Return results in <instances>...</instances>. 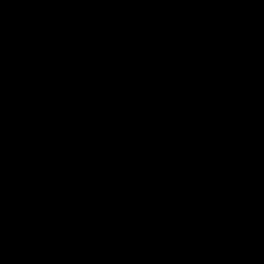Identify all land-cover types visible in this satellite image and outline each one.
Returning a JSON list of instances; mask_svg holds the SVG:
<instances>
[{"label": "crops", "instance_id": "1", "mask_svg": "<svg viewBox=\"0 0 264 264\" xmlns=\"http://www.w3.org/2000/svg\"><path fill=\"white\" fill-rule=\"evenodd\" d=\"M3 47L9 51L6 42ZM125 51L100 52L80 64L73 78L65 63V70L58 67L57 82L37 79L30 85L22 82L10 57H0V163L8 161L10 148L49 136L39 164L48 169L60 160L45 218L65 216L57 233L61 264H94L100 259L135 264L137 241L151 247L176 217L183 198L150 102L118 107L108 63L117 67L114 78L130 70L132 64H122ZM188 82L180 79L178 88ZM75 103L80 105V124L69 134L64 123ZM176 155L180 158L182 152ZM74 159L81 161L80 167L72 165ZM4 174L9 178L0 164V177ZM10 258L0 259V264Z\"/></svg>", "mask_w": 264, "mask_h": 264}, {"label": "water", "instance_id": "2", "mask_svg": "<svg viewBox=\"0 0 264 264\" xmlns=\"http://www.w3.org/2000/svg\"><path fill=\"white\" fill-rule=\"evenodd\" d=\"M185 2L206 103L203 198L185 264H264V0Z\"/></svg>", "mask_w": 264, "mask_h": 264}, {"label": "trees", "instance_id": "3", "mask_svg": "<svg viewBox=\"0 0 264 264\" xmlns=\"http://www.w3.org/2000/svg\"><path fill=\"white\" fill-rule=\"evenodd\" d=\"M29 0H22L27 2ZM95 0H57L63 5L59 19L29 24L21 2L13 20L14 25L26 35V47L9 52L3 47L4 56L14 63V68L25 85L37 79L57 82L60 79L58 61L63 59L67 65V74L73 78L80 64L89 63L102 51L115 54L121 50L131 53L132 49L143 40L158 35L165 45L168 31L164 27L158 33H145L137 36L143 12L148 0H109L107 6L88 14L85 7ZM64 2V3H63ZM69 2V3H68ZM178 13L176 23L179 24L188 40L190 62L188 69L171 76L160 75L154 78L132 83L129 86L113 87V94L118 107L143 101H149L158 127L162 133L171 165L176 173L183 198L177 208V214L171 234L163 247L152 249L154 259L146 264H185L191 241L180 240L177 233L182 226L185 211L184 182L186 178L185 153L188 146L186 111L177 109L175 103L185 98V92L178 88L180 79L190 82L195 71L202 69L197 32L185 0L176 1ZM181 3V7L180 4ZM60 15V14H58ZM1 56L0 57H4ZM110 71L115 73L117 67L112 61L108 63ZM182 152L180 158L176 153ZM23 150L17 152L21 155ZM7 174L0 177V203L12 202L22 205L16 214L3 213L0 210V259L5 260L17 247L12 264H61L57 255V233L65 221L64 214L50 218L38 219L26 229L27 209L23 199L14 201L16 191L7 187ZM19 198V197H18ZM21 198V197H20ZM151 243L137 241L138 248L150 247ZM72 264H81L79 260Z\"/></svg>", "mask_w": 264, "mask_h": 264}, {"label": "built area", "instance_id": "4", "mask_svg": "<svg viewBox=\"0 0 264 264\" xmlns=\"http://www.w3.org/2000/svg\"><path fill=\"white\" fill-rule=\"evenodd\" d=\"M18 0H3L0 4V55L4 56L3 45L8 36L9 22L14 20ZM185 92V98L175 103V107L186 111L188 118L187 141L185 153L186 178L184 182L185 211L182 216V226L177 233L180 240L192 241L196 234L198 212L203 198V132L206 121V103L204 89L203 70L195 71L192 79L181 88ZM71 117L64 124V130L72 134L80 124V105L75 103L70 108ZM49 142V136L35 137L20 145L10 148L8 161L0 163L8 171L9 178L6 184L15 188L19 197L25 200L27 207L26 227L32 225L43 211L49 207L47 196L53 181L59 161L57 160L48 169L41 167L42 147ZM24 153L17 155V149ZM5 161V160H4ZM75 167L81 165V161L74 159ZM43 180L42 187L38 188L36 181ZM166 194H156L157 197H165ZM175 219H172L163 230L159 239L151 247L165 246L171 234ZM138 264H146L154 259L149 249L138 250ZM94 264H108L100 259Z\"/></svg>", "mask_w": 264, "mask_h": 264}, {"label": "rangeland", "instance_id": "5", "mask_svg": "<svg viewBox=\"0 0 264 264\" xmlns=\"http://www.w3.org/2000/svg\"><path fill=\"white\" fill-rule=\"evenodd\" d=\"M176 1L179 0H148L137 36L142 37L145 33H158L164 27L168 26H170L169 28L172 27V29L168 31L165 45L161 43L158 35H153L150 39L139 42L132 49L131 53L129 52L130 54L128 51L123 52L121 54L123 57L122 64L127 63L128 65H132L129 68L130 70L122 72V74H119L115 78L113 76L114 74L109 70L108 73L111 75L110 81L114 84L113 87H117L122 83H125V86H129L132 83L141 82L142 80L160 75L171 76L177 74L176 78L179 79L183 75L181 73H184L189 68L190 56L188 53L187 36L183 28L175 21L178 13ZM108 3H110L109 0H95L89 3L85 7L89 10V17L93 12L107 6ZM21 5L22 8L24 7L23 10L25 9V16L28 17L27 22L34 25L38 22L45 24L50 18L59 19L58 16H61V13H63V5L57 2V0H29L27 2H21ZM179 5L181 7V3ZM5 42L9 51H17L27 46L28 38L10 21L8 25V36ZM58 67L61 71L65 70V61L63 59L58 61ZM149 107L151 117L154 123L158 125L151 104H149ZM143 121H146V118ZM158 131L162 137L159 127ZM41 183H43V180L36 181L37 185ZM7 187L9 186L7 185ZM18 197L16 195L14 201H21L22 198ZM20 206L22 207L21 204L18 205V207ZM18 207L17 204L12 202L0 203V210L3 213L16 214ZM45 210L40 216L41 219H45L50 212L48 211L45 214ZM55 213H59V211Z\"/></svg>", "mask_w": 264, "mask_h": 264}, {"label": "bare ground", "instance_id": "6", "mask_svg": "<svg viewBox=\"0 0 264 264\" xmlns=\"http://www.w3.org/2000/svg\"><path fill=\"white\" fill-rule=\"evenodd\" d=\"M65 122H66V121H65ZM64 124H65V123H64ZM28 141H29V140H28ZM25 142H27V141H25ZM59 159H60V158H59ZM78 160H79V159H78ZM72 165H73V164H72ZM73 166H74V165H73ZM58 167H59V165H58ZM74 167H75V166H74ZM79 167H80V166H79ZM77 168H78V167H77ZM57 169H58V168H57ZM52 186H53V181H52V184H51V186H50V192H49V194H48V196H47L48 201H49V196H50V194H51ZM37 187H38V188H41V187H42V183H41L40 185H37ZM162 195H163V194H162ZM166 196H167V194H166ZM166 196H165V197H166ZM24 201H25V200H24ZM49 204H50V201H49ZM49 207H50V205H49ZM49 207H47V208H49ZM47 208H46V209H47ZM43 212H44V211H43ZM41 215H42V214H41ZM41 215H40V216H41ZM27 216H28V214H27ZM38 219H40V217H39ZM38 219H37V220H38ZM26 220H27V219H26ZM37 220H35V221H37ZM35 221H34V222H35ZM34 222H33V223H34ZM33 223H32V224H33ZM30 226H31V225H30ZM166 226H167V225H166ZM27 228H28V227H26V229H27ZM164 229H165V228H164ZM164 229H163V230H164ZM162 232H163V231H162ZM167 240H168V239H167ZM166 242H167V241H166ZM191 242H192V241H191ZM153 245H154V244H153ZM153 245H152V246H153ZM152 246H151V247H152ZM157 246H158V245H157ZM151 247H149L148 249L151 250V252L153 253L152 249H154L156 246L153 247V248H151ZM142 249H146V248H142ZM138 250H141V248H137V253H136V256H135V258H134V260H135V264H138V261H139V259H138ZM16 251H17V247H16L15 251L12 253L11 258H10L8 264H12L13 259H14L15 254H16ZM153 255H154V253H153ZM102 260H103V259H102ZM104 261H105V260H104Z\"/></svg>", "mask_w": 264, "mask_h": 264}]
</instances>
